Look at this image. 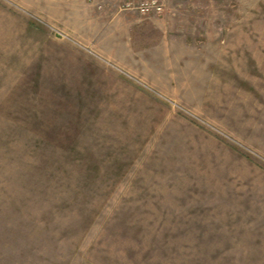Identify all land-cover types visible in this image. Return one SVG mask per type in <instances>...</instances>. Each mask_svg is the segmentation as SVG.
Listing matches in <instances>:
<instances>
[{"label":"rangeland","instance_id":"1","mask_svg":"<svg viewBox=\"0 0 264 264\" xmlns=\"http://www.w3.org/2000/svg\"><path fill=\"white\" fill-rule=\"evenodd\" d=\"M45 1L0 0V264H264V0L124 9L198 46L123 63Z\"/></svg>","mask_w":264,"mask_h":264},{"label":"crops","instance_id":"2","mask_svg":"<svg viewBox=\"0 0 264 264\" xmlns=\"http://www.w3.org/2000/svg\"><path fill=\"white\" fill-rule=\"evenodd\" d=\"M126 1L49 0L45 1L48 7L44 4L43 8H37V18L60 36L114 63L125 62L124 56L134 61L149 55L148 49L167 48V45L181 48L198 46L187 41V34L179 35L177 25L173 23L152 18L142 20L133 11L124 10ZM169 16L172 14L168 13L166 17ZM153 36L158 37V41L162 38L163 45L154 44ZM229 40L227 43L232 41L231 37Z\"/></svg>","mask_w":264,"mask_h":264},{"label":"built area","instance_id":"3","mask_svg":"<svg viewBox=\"0 0 264 264\" xmlns=\"http://www.w3.org/2000/svg\"><path fill=\"white\" fill-rule=\"evenodd\" d=\"M123 9H135L144 16L159 15L164 12L165 4L162 0H127Z\"/></svg>","mask_w":264,"mask_h":264}]
</instances>
